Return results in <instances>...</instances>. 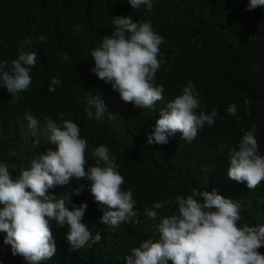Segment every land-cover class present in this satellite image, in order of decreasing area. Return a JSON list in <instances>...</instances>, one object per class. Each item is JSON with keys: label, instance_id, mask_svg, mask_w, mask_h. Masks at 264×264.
<instances>
[{"label": "trees", "instance_id": "trees-1", "mask_svg": "<svg viewBox=\"0 0 264 264\" xmlns=\"http://www.w3.org/2000/svg\"><path fill=\"white\" fill-rule=\"evenodd\" d=\"M248 2L153 0L154 7L148 11L143 5L134 9L128 0H0V61L16 59L18 46L27 36L33 37L27 50L37 54L26 91L13 99L0 87V162L8 163L15 179L36 156L55 150L45 119L57 120L64 113L88 141L86 168L95 164L91 152L101 144L116 156L125 178L122 189H134V210L139 212L134 219L141 221L122 223L115 230L101 223L104 206L94 201L89 181L73 179L68 185L49 189V194L57 196L69 193L76 205L87 203L83 222L93 234L99 231L102 239L70 251L68 226L58 227L50 221L57 250L40 264H126L125 257L134 247L150 238L159 239L154 227L159 221L144 215V208L171 199L173 203L165 205L164 211L173 213L176 196L187 198L194 189H216L240 205L238 226L264 224V180L249 190L246 182L227 175V148L238 143L241 129L256 126L258 154L264 155V7L246 11ZM116 15L150 20L153 30L164 38L158 56L162 63L155 78L156 85L164 86V99L157 102L156 110L126 104L111 85L91 71L94 60L90 50L98 47L105 35H111ZM76 24L83 32L76 33ZM41 35L46 37L43 43L38 40ZM65 54L69 59H63ZM255 65L260 66L259 72L252 70ZM53 77L62 81L54 93L48 90ZM189 80L199 92L197 113L217 109L215 125L205 124L191 142L178 132L165 145H148L147 134L160 116L159 109L180 95ZM91 95H99L106 105L105 119H86V97ZM246 99L251 114L246 112ZM233 103L239 123L226 112ZM28 111L38 121L36 129L25 119ZM37 137L40 144L33 147ZM81 184L84 190L75 195ZM5 236L0 232V264H27L4 244ZM259 251L264 254V247Z\"/></svg>", "mask_w": 264, "mask_h": 264}, {"label": "clouds", "instance_id": "clouds-1", "mask_svg": "<svg viewBox=\"0 0 264 264\" xmlns=\"http://www.w3.org/2000/svg\"><path fill=\"white\" fill-rule=\"evenodd\" d=\"M134 9L141 5L151 11L153 0H128ZM264 7V0H249L246 11ZM113 31L105 35L98 47L90 50L94 60L91 71L102 81L111 85L126 104L140 109L156 110L158 101L164 99V86L156 85V73L162 61L158 59L164 38L153 30L151 21H135L131 16L112 17ZM77 34L83 32L76 24ZM46 37H38L40 43ZM33 45V37L27 36L18 46V57L11 62L0 61V87L12 94L13 99L26 91L31 83V70L35 67L37 54L27 49ZM64 60L69 59L67 54ZM254 72L260 71L255 65ZM62 81L51 78L48 90L55 92ZM86 119L103 120L106 105L99 95L86 97ZM247 114H251L250 101H244ZM199 92L189 80L182 86L181 94L159 109L160 116L147 134L148 145H165L176 133L191 142L205 124L215 125L218 115L213 108L210 113L200 109ZM94 109V112L92 111ZM229 115L237 117L235 103L226 108ZM111 117V116H110ZM109 117V118H110ZM29 127L36 129L37 119L30 111L25 113ZM50 132L49 141L56 149H48L30 162L17 178H13L7 162H0V232L6 233L4 244L11 246L14 256L23 257L27 264H40L56 252L50 221L58 227L68 226L66 239L70 251L98 243L101 233L93 234L84 223L87 203L76 205L72 196L49 194V189L65 186L73 179L89 181L94 201L104 206L100 222L115 230L122 223H140L139 212L134 210V189H122L125 178L119 172L116 156L103 144L95 147L91 156L94 165H88L86 150L88 141L80 135L81 129L71 119L60 113L57 120L45 119ZM241 138L235 146H228V178L245 183L249 190L264 180V155L259 153L256 126L241 129ZM33 135H36L34 132ZM39 137L33 147L39 146ZM15 155V153H13ZM84 185L74 190L81 194ZM171 199L155 202L144 208V215L158 220L155 231L159 239H147L134 247L125 257L126 264H264V224L250 226L241 221L240 205L220 195L216 189L193 190L187 198L176 196V211H164ZM70 204V207L68 206ZM163 212V214H161Z\"/></svg>", "mask_w": 264, "mask_h": 264}]
</instances>
